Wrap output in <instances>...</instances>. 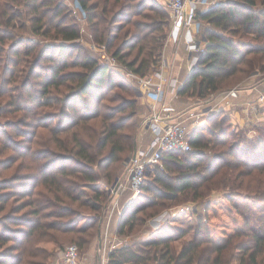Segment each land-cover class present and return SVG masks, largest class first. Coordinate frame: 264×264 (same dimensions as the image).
<instances>
[{"label": "trees", "instance_id": "obj_1", "mask_svg": "<svg viewBox=\"0 0 264 264\" xmlns=\"http://www.w3.org/2000/svg\"><path fill=\"white\" fill-rule=\"evenodd\" d=\"M3 1L4 4L0 3V52L9 47L16 54L25 46L28 56L34 50L29 40L16 39L18 35L14 33L19 31L29 32L30 29L34 35L60 40L42 50L45 51L43 58L53 51L51 61L54 65L50 79L45 77L44 93L40 98L54 99L47 94L50 86L65 88L59 99L64 125L51 132L54 144L57 143L61 150L56 157L68 158L74 166L57 173L45 168L43 178L35 177L43 179L42 183L38 180L43 191L39 192L38 198H30L24 204L22 210L29 209L27 216L20 218L25 229H14L15 233L26 238L25 247L30 243L43 242V246L37 249L38 253L29 251L33 257H38L47 255L48 244L59 245L56 233L59 236L86 231L74 227L77 213L72 202L79 200L80 195L75 190L79 181L90 185L100 183L102 177L95 170L116 164L122 166L129 156L135 155L141 128L138 100L120 93L112 94L114 89L120 88L133 95L134 88L130 83L123 85L118 77L127 81L126 77L100 62L93 54L79 51L82 50L77 43L82 38L81 26L69 8L57 0ZM22 1L30 8L25 19L29 27L20 10H11L9 4ZM78 1L87 14L89 39L94 44L104 46L110 56L135 75L145 78L160 71L172 24L167 7L155 0ZM206 7L197 15L206 43L205 50L178 90L180 96L201 101L239 89L256 73L264 78V0H220ZM74 52L76 57L68 61V55ZM57 53L62 57V67L55 58ZM38 64V58L30 63V73L36 72ZM70 67L80 70L62 72ZM228 117L224 111L206 116L205 121L209 125L215 124L213 138H203L198 129L193 130L189 135L192 151L166 154L164 169H158L149 176L145 184L149 182L147 190L155 194L156 199L178 201L183 195L199 206L206 203L204 209L207 213L213 198L208 197L215 193L218 198L233 204L242 225L233 220V228L223 229V233L216 235L211 225L203 222L204 215L198 216L195 211L198 221L194 237L184 243L180 251L172 244L183 239L188 231L177 230L171 236L163 233L150 242L115 249L109 254V264H235L236 261L239 264H264V209L261 214L255 212L260 210L257 204L264 203V139L249 143L243 132L235 136L221 126ZM217 122L220 126L216 125ZM261 126L264 125L254 128L264 135V130L259 128ZM208 151L211 154H207ZM54 154L48 153L45 158ZM105 176L109 182L114 178L112 174ZM8 181L1 179L0 190L9 189ZM12 184L22 183L10 182ZM27 188L22 187L23 190ZM11 192L0 191V204L7 202ZM95 200L93 205L87 200L84 206H90L102 219L108 197L100 194ZM236 200H241L244 205ZM151 201L149 198L148 202ZM56 209L60 210L59 219L51 221L53 215L48 210ZM134 217L131 207H126L120 219V230L124 229L123 222L128 223ZM215 217L216 214L213 215ZM99 226L96 222L88 230H95L98 235ZM35 233L37 235L33 238ZM1 239L4 236L1 235ZM91 242L90 239L85 240L80 246Z\"/></svg>", "mask_w": 264, "mask_h": 264}, {"label": "rangeland", "instance_id": "obj_2", "mask_svg": "<svg viewBox=\"0 0 264 264\" xmlns=\"http://www.w3.org/2000/svg\"><path fill=\"white\" fill-rule=\"evenodd\" d=\"M216 1L218 2L220 0H214V2ZM0 3L2 5L4 1L0 0ZM9 4H11V10H20V15L25 21L30 8H27L23 1ZM63 5L65 8H69L66 4ZM70 20L73 19L70 18ZM25 23L26 26L29 27L27 21H25ZM80 30L82 38L79 39L77 43L82 50L79 51L84 50L94 55L89 46L93 42L89 39L90 34L88 25H85L84 28H80ZM15 32H17V30ZM14 34L18 35V37L15 36L17 40L26 39L27 42L29 40L30 42L28 43L34 47V50L31 51L28 56H26L28 50L25 46L21 47L16 54L15 51H11L9 47L7 49L5 48V51L0 52V181L1 179L9 180L7 184L9 189L0 191H2V193L13 191L9 195L7 202L0 204V236H4V239L0 240V264H62L57 257L60 251L58 248L63 247L64 249L73 244H76L80 249L82 264L101 263L102 259H100V262L97 261L95 254L97 253L96 255H99L100 247H103L105 244L103 230H105L107 223H109L108 208L112 199L111 190L117 188L120 180H124L129 160L135 157L137 150L135 155L129 156L122 166L116 164L105 167L104 169L95 170L97 175L102 177L100 183L90 185L82 184L81 181H79L78 184L80 186L78 185L75 188L76 193L80 196L79 200L72 202V208L76 211L75 213H77V216H74L76 218L74 227L79 230L87 231L89 228H93L96 222H99V234H95V230L92 231V229L87 232L82 231L79 234H60L58 236V233H56L59 245L54 246L53 244H48L47 249L49 251H47V255L43 254L42 256L33 257L34 255H31L29 251L38 253L37 249L43 246V242L40 241L34 245L30 243L25 247L23 243H25L26 238L14 232V229H25L22 224L24 221L20 218L26 217V212H28L29 209L22 210L24 204H26L30 198H38L37 195L39 192L43 191L41 183L43 182L42 178L45 176V173H43L45 168L49 169L52 173H57L63 168L71 169L74 163L70 162L68 158L56 157V154L61 152V150L58 148L57 143L54 144L53 133L51 132L52 129H58L59 126L64 125L61 120L62 106L59 99L64 95L65 88H58L55 85L50 86L47 88L49 91L47 94L51 95L54 99L48 101L45 98H40L41 94L44 93V80H46V78L50 79L53 74L51 67L54 65V62L51 61V56L54 54L53 51H51L47 57L43 58L42 56L45 55V51L42 50L47 45L59 43L60 40L34 35L31 33L30 29L29 32L19 31ZM100 47L102 48L104 46ZM106 52L108 53L107 49ZM77 53L80 54V52ZM76 55V52L69 54L68 61H72ZM37 56L41 57L39 58ZM36 58H38L39 66L36 67V72L30 73V63ZM55 58H57V61L60 62V67H62L63 61L60 59L62 57L57 53ZM77 70H80V68L70 67L62 70V72ZM253 76H255V74ZM118 79L123 85H128V83H130L134 88V94H131V96L120 88L114 89L112 94L120 93L126 97H135L139 100L140 95L133 83L128 78H126L127 81H122L119 77ZM105 102L110 104L107 100ZM92 107H95L94 103H92ZM219 111L224 110L217 109L216 112ZM228 118V120L225 119V121L221 122L223 123L221 126L231 131L235 136L243 132L242 134L245 135V139L248 140L249 143L264 139V135L260 134L257 128H253L254 125L247 127L245 125L233 124L231 118ZM216 125L220 126V122H217ZM256 125H264V122ZM214 126L209 125L205 121L199 125L197 131L203 138L211 140L214 136ZM259 128L264 130V126ZM129 131L132 132L131 130ZM230 143H233L232 139H230ZM48 153H55L53 156L56 158H52L53 156L45 158ZM207 154H211V152L208 151ZM110 174L114 177L111 182L107 181L105 178V175ZM36 176L42 178L37 179L35 178ZM38 180H40L41 183H39ZM10 182H20L22 184L10 185ZM148 183L149 182L145 184L144 189L141 190L138 196L128 203L127 207H131V210L135 213V217L128 223L126 221L123 222L124 229L121 231L120 219L125 208L121 216L117 218V224H115L117 225V230L113 235L116 236V238L109 236V241L110 239H114L117 243L121 240L124 241L123 244L127 243L131 246L135 243L144 244L152 241L151 239H157V237L161 235L160 232H163L165 235L170 234L171 236L176 234L177 230L188 231L189 233L183 239H178L172 244L176 250L180 251L184 243L193 239L194 229L199 215H204L203 222L209 223L216 235H219L218 233H223V229L228 230L233 228V220L234 222L236 220L239 225L243 223L242 219L232 208L233 204L221 197L218 198L215 193H212L208 197L210 198L212 196L213 198L211 197V206L207 213L204 209L206 203L199 206L196 203L186 200V197L183 195L179 196L178 201L156 199L155 194L147 190L149 186ZM23 186L28 187L27 190H23ZM100 194L108 197V202L105 205L104 212H102V219L96 216V212L91 210L90 206H84L87 200L93 205L92 203L94 201L96 202L95 198ZM81 196H83V198H81ZM104 197L105 196H103V198ZM149 198H151V202H148ZM236 202L240 205H244L241 200H236ZM257 205L260 207V210L258 212L254 208L253 210L259 214V212L264 209V203ZM249 207L248 205L247 209H249ZM48 211L53 215V217L50 218L51 221L59 219V209ZM195 211H197L198 216L194 214ZM215 214L217 217L213 218ZM31 219L35 220L36 218ZM50 220H43V222ZM114 221L115 220L111 219L109 230L113 227ZM36 235L35 233L33 238H35ZM88 239L92 241L91 244L81 247L80 244ZM109 246H111V244H109ZM91 255L94 256L92 260ZM100 255L102 256V254ZM235 264H239V261H236Z\"/></svg>", "mask_w": 264, "mask_h": 264}, {"label": "built area", "instance_id": "obj_3", "mask_svg": "<svg viewBox=\"0 0 264 264\" xmlns=\"http://www.w3.org/2000/svg\"><path fill=\"white\" fill-rule=\"evenodd\" d=\"M62 4H66L72 11L74 17L79 22L81 28L87 25V14L78 0H58ZM165 6L169 9L174 24V33L176 38L180 35L181 31L186 29L188 33L187 46L191 54V71L196 67L205 46L201 24L197 21L199 6H212L217 3L214 0H164ZM90 49L95 57L103 64L107 65L112 70L121 73L128 78L136 87L137 92L141 97H146L149 104V114L146 117L144 124L147 126L151 133V141L146 150H141L136 155L135 159L129 162L127 166L126 176L123 181L117 185V188L111 190L112 199L108 208V221L106 227L105 244L102 247V261L108 263V255L115 249L130 246L124 241L111 243L108 239V229L111 219L114 215H121L125 205L138 196L141 192L146 179L153 175L158 169L163 170V160L166 154L172 151L190 152L192 146L189 142V135L194 129H198L199 125L203 122V118L210 115L218 108L213 107L207 102L201 111L197 109H190L186 111H176V109L168 102H166V90L164 87L165 79L161 71L149 77H140L130 72L123 67L117 60L106 52L105 47H99L95 44H90ZM258 76L259 74H255ZM152 77H157L160 82L155 84ZM171 92L176 93L179 88V82L172 80L170 83ZM238 89H233L224 93L223 97L236 98ZM212 95L210 98H214ZM209 98V99H210ZM264 105V93H260L259 101ZM251 109L255 105L249 104ZM264 108V106H263ZM183 118V120H181ZM189 121V122H187ZM259 124L256 119H252L249 127L254 125L253 128ZM129 194L127 201H123L124 194ZM111 244V246H109ZM62 264H82L80 249L77 245L73 244L61 249L57 255Z\"/></svg>", "mask_w": 264, "mask_h": 264}, {"label": "crops", "instance_id": "obj_4", "mask_svg": "<svg viewBox=\"0 0 264 264\" xmlns=\"http://www.w3.org/2000/svg\"><path fill=\"white\" fill-rule=\"evenodd\" d=\"M155 1L165 6L164 0H155ZM205 8L207 7L201 5L199 6V11L204 10ZM175 35L176 33H174V24L172 21L169 30V37L163 52V62L160 68V71L165 79L164 87L166 90V102H168L170 106L174 107L176 111L182 112L186 110L188 111L190 109H197L201 111L202 109H204L205 105L211 104L213 105V107H217L219 110L220 109L224 110V112H226L231 118L233 124L245 125L249 127V123L253 118L256 119L259 123L264 122V108H263L264 105L258 102L260 93L261 92L264 93V78H262L260 74L258 76L255 75L249 78V80L246 81L245 84H243L240 87V89H238L236 98L223 97L222 95L224 93L220 95L218 94L216 95V97L204 101H201L197 98L180 96L178 94V90L180 89V87H182V85L185 83L186 79L188 78V76H190L192 72L190 68L191 54L188 51V46H187L188 33L186 29L181 31L178 38H176ZM203 45L205 46L206 43L204 42ZM152 78H153L152 79L153 83L157 84L160 82V80L157 77H152ZM172 80H177L179 82V88L176 93L171 92L169 87ZM203 102H207V104H204ZM249 104L255 105L256 107L255 112L254 109H251L249 107ZM148 106H149L148 99L145 96L144 97L140 96L138 100V117L141 122V128L138 134L136 154L141 150H146L151 141V133L147 128V126L144 124V121L149 114ZM216 111H214L213 113H215ZM181 120H183V118H181ZM203 122H205V118H203ZM127 197H129V194L128 193L126 195L124 194L123 196L124 202L127 201ZM127 206L128 205H125V208ZM120 216L121 215L119 214L113 216L112 219L115 221L113 223L114 224L113 227L110 230L108 229V236L116 238V236H114L113 234L116 233L117 225L115 224H117L118 222L117 218H119ZM106 233L107 232L105 227V230H103V235L105 236ZM160 233L163 234V232ZM110 242L113 244L116 243L114 239H110ZM101 251H102V246L100 247V252ZM96 254H95V258H97V261L100 262L102 256L100 255V253H98L99 255ZM92 255H91V260L92 257H94ZM107 258L109 261V255ZM101 264H105V263H103L102 261ZM106 264H109V262L108 263L106 262Z\"/></svg>", "mask_w": 264, "mask_h": 264}, {"label": "bare ground", "instance_id": "obj_5", "mask_svg": "<svg viewBox=\"0 0 264 264\" xmlns=\"http://www.w3.org/2000/svg\"><path fill=\"white\" fill-rule=\"evenodd\" d=\"M137 154H138V153H137ZM137 154H136V155H137ZM136 155H135V157H136ZM135 157H133V159H132V160H134V159H135ZM132 160H129V162H131ZM99 253L101 254V252H100V251H99Z\"/></svg>", "mask_w": 264, "mask_h": 264}, {"label": "water", "instance_id": "obj_6", "mask_svg": "<svg viewBox=\"0 0 264 264\" xmlns=\"http://www.w3.org/2000/svg\"><path fill=\"white\" fill-rule=\"evenodd\" d=\"M97 264H101V263H97Z\"/></svg>", "mask_w": 264, "mask_h": 264}]
</instances>
